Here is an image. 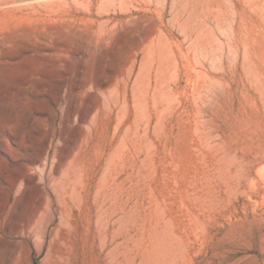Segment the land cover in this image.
Returning <instances> with one entry per match:
<instances>
[{
    "label": "rangeland",
    "instance_id": "obj_1",
    "mask_svg": "<svg viewBox=\"0 0 264 264\" xmlns=\"http://www.w3.org/2000/svg\"><path fill=\"white\" fill-rule=\"evenodd\" d=\"M0 264H264V0H0Z\"/></svg>",
    "mask_w": 264,
    "mask_h": 264
}]
</instances>
